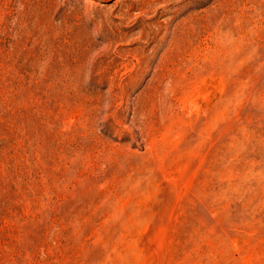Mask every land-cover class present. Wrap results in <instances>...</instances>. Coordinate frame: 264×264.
<instances>
[{
    "label": "rangeland",
    "instance_id": "374dc122",
    "mask_svg": "<svg viewBox=\"0 0 264 264\" xmlns=\"http://www.w3.org/2000/svg\"><path fill=\"white\" fill-rule=\"evenodd\" d=\"M0 264H264V0H0Z\"/></svg>",
    "mask_w": 264,
    "mask_h": 264
}]
</instances>
